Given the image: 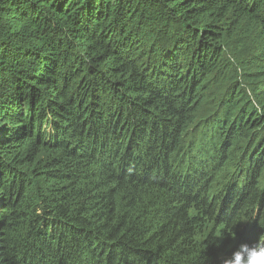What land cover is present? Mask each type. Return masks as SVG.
I'll use <instances>...</instances> for the list:
<instances>
[{"label": "trees", "instance_id": "trees-1", "mask_svg": "<svg viewBox=\"0 0 264 264\" xmlns=\"http://www.w3.org/2000/svg\"><path fill=\"white\" fill-rule=\"evenodd\" d=\"M185 29L187 68L143 51ZM261 128L264 0H0V264H223L264 240Z\"/></svg>", "mask_w": 264, "mask_h": 264}, {"label": "rangeland", "instance_id": "rangeland-1", "mask_svg": "<svg viewBox=\"0 0 264 264\" xmlns=\"http://www.w3.org/2000/svg\"><path fill=\"white\" fill-rule=\"evenodd\" d=\"M186 29H185V32L183 30H181L176 34L172 33V31H171L168 34L163 35V36L150 35L148 37L147 42L143 44V51L147 52V50L150 48L152 55L155 54L158 58H161L165 51H167L169 48H171V46L175 45V49H178V56L180 58V61L184 60V62H185V65L183 67L187 68L188 62H187V58H185V55L189 52V50L188 49L185 50L184 45H183V42L185 40ZM195 31L198 34L200 33V30L197 28H195ZM189 44L192 45V42H190ZM162 72L164 74H167V71L165 69H163ZM207 96H208V94H207ZM213 103L214 102H212V104L207 108L214 113L220 112L221 109H219L218 107L213 105ZM219 116H220V114H219ZM193 130L195 131V125L193 127ZM263 131H264L263 128H261L260 132H263ZM91 132H94V130ZM202 133H203V129H201V128L197 129L196 128V132H194V136L191 138V140L188 144V147H187L188 153L186 154V156L184 158V161H186V163L184 162V164H185L184 172H188V174H194L195 172H197V170L195 169V156L199 155L200 147L203 146L204 143H206V144L208 143L207 139L202 140L204 137V136H202ZM99 156L104 157V152L99 151ZM106 160L107 159H105V161ZM178 171L179 170H177V172ZM233 174L235 175V178H236L237 177L236 172H234ZM223 181H225V180H223ZM223 181L220 182L219 186L224 185ZM235 182H237V180ZM227 184L233 185V182L231 180H229L227 182ZM214 232H215V230L210 235H213ZM234 242L239 243L237 239H235ZM239 247H240V245H237V247L235 248L234 251H236Z\"/></svg>", "mask_w": 264, "mask_h": 264}, {"label": "clouds", "instance_id": "clouds-1", "mask_svg": "<svg viewBox=\"0 0 264 264\" xmlns=\"http://www.w3.org/2000/svg\"><path fill=\"white\" fill-rule=\"evenodd\" d=\"M197 129H203L202 136L203 140H205L207 137H209L210 132L208 131L205 124L196 126ZM191 128L188 135L185 137L183 142V151L180 152V154L175 158L174 160V170H179L181 172V164L184 163V158L186 154L188 153V144L191 140V138L194 136V132H196ZM262 133V132H261ZM214 144L204 143L203 146L200 147V151L202 148H213ZM199 151V154H200ZM230 180V179H229ZM223 264H264V240L259 241L258 243L249 246L248 244H242L240 247L234 251L231 255V257L226 258L223 260Z\"/></svg>", "mask_w": 264, "mask_h": 264}]
</instances>
